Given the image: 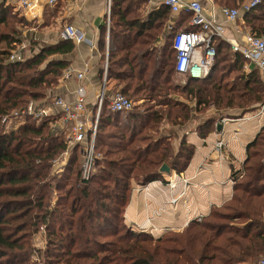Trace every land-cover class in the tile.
Listing matches in <instances>:
<instances>
[{"label": "trees", "instance_id": "16d2710c", "mask_svg": "<svg viewBox=\"0 0 264 264\" xmlns=\"http://www.w3.org/2000/svg\"><path fill=\"white\" fill-rule=\"evenodd\" d=\"M143 2L111 0L113 46L107 78L115 79L119 92L128 98L145 101L130 111H114L104 99L89 178L82 175L80 145L71 148L61 176L51 174L52 160L68 150L64 131L53 125L56 118L26 116L17 129H4L5 117L21 113L30 101L42 102L59 83L69 61L51 56L70 53L74 43L66 39L32 57L10 60L23 27L31 22L0 3V264H29L30 236L41 227L49 235L43 264H239L264 256V126L248 144L243 167L232 171V198L213 206L208 216L161 237L130 229L124 222L133 182L145 186L166 181L160 170L163 164L171 172H182L193 157L195 146L186 137L175 147L173 133L159 134L164 121L176 127L195 118L192 107L177 94L195 99L196 112L215 105L218 110L246 113L264 102L259 71L246 73L248 61L221 38L207 77L174 83L172 36L193 29L188 24L192 14L179 18L171 29L170 44L158 48L156 42L166 35L172 11L162 4L144 16ZM216 2L239 8L246 0ZM243 18L247 28L263 35L264 0ZM158 95H163L161 100ZM197 119L201 138L217 128L214 117Z\"/></svg>", "mask_w": 264, "mask_h": 264}, {"label": "crops", "instance_id": "0c3cea01", "mask_svg": "<svg viewBox=\"0 0 264 264\" xmlns=\"http://www.w3.org/2000/svg\"><path fill=\"white\" fill-rule=\"evenodd\" d=\"M17 1L0 0V3L12 7L13 10L19 9L21 14L31 22L25 26L21 41L16 44L17 48H15L18 49L20 45L24 47L25 39L34 43V48L23 49V52L29 53L25 55L22 52L23 60L34 56L44 47L66 40L62 32L67 25H73L84 32L85 40L73 41L74 49L70 53L51 56L54 59L68 60L69 65L64 73L71 68L74 70V75L64 79L63 73L59 83L47 92L46 97L40 103L51 102L55 97L73 100L76 97L77 88L82 85L87 94V112L91 121H94L102 91H104L103 102L106 99L109 106L113 95L119 92L117 81L107 78L106 60L107 52L109 59L110 51V20L107 21L108 0H59L55 6L43 5L35 17H30L19 8ZM200 1L204 7V13L214 17L218 23L223 25L224 40L230 45L231 42L242 40L239 28L250 30L244 24L243 15L246 11L241 10L240 16L231 21L226 18L222 12V6L216 0ZM248 1L250 0H246ZM246 2H243L241 6ZM162 4L163 0H144L143 15L157 10ZM188 14L193 15L188 11L172 12L166 29L171 30L178 20ZM192 15L188 24L196 29V26L190 23ZM162 38L161 35L158 41L161 42ZM19 49L22 51V48ZM244 70L246 73L253 70L259 71L255 64L249 62ZM77 72H84V77L79 79ZM260 77L264 81L261 74ZM263 103L255 105L253 110L246 113H242L241 110H232L230 117L218 119L217 125L222 124L221 130L216 128L206 138L199 137L191 127L189 129L182 128V126L175 127L174 136L178 138L177 140L180 141L186 134L187 141L195 146L188 167L182 172L172 171L166 174V181L157 180L145 186H133L131 200L126 208V222L153 233L156 237H161L169 230L182 231L191 220L202 218L209 214L213 206H221L228 201L233 195L232 171L243 167L247 158L248 144L264 126V113L256 115ZM61 111L60 108H56L57 114L51 118H56L53 125L62 130L64 126L59 117ZM223 118H229V120L223 122ZM62 131L65 133L66 129ZM172 140L176 145V139L172 138ZM219 140L225 143L221 150L216 147ZM170 179L176 181L174 189L168 185ZM184 180H187V183H184ZM171 197H178V200L171 203Z\"/></svg>", "mask_w": 264, "mask_h": 264}, {"label": "built area", "instance_id": "2783aa9c", "mask_svg": "<svg viewBox=\"0 0 264 264\" xmlns=\"http://www.w3.org/2000/svg\"><path fill=\"white\" fill-rule=\"evenodd\" d=\"M18 7L23 9L30 17H35L41 11L43 5L47 4L55 6L58 0H18ZM261 0H250L244 3L240 8L221 7L222 12L228 20L234 21L240 16V12L248 11L257 6ZM111 0H108L107 21L109 22L111 16ZM163 4L168 6L173 13L181 11L192 12L191 24L196 26V29L179 30L173 38V47L175 49L176 58V72L178 75L191 77L195 80H201L207 77L215 64L216 57V41L224 37V27L216 21L214 17L207 16L204 13V7L200 0H163ZM242 34V40L231 42L233 51L240 52L250 64H255L264 79V34L256 35L251 30L243 27L238 29ZM64 39L81 42L85 40L83 31L67 25L62 32ZM24 54L21 49H14L10 55V60L21 61ZM106 67H108V52ZM74 70L69 68L64 73V79L71 78ZM77 77L82 79L84 72H77ZM104 91L99 96L97 115L94 121L89 118L86 100L87 94L84 86L80 85L76 90V97L73 100H66L63 97H55L51 102L40 103L37 101H30L25 109L18 113L14 112L10 118L19 119L26 116H32L38 120L53 117L57 114L56 108H60V120L63 126H67L68 133L66 135V142L69 149L75 145L82 146V153L84 155V162L82 166V175L84 178H89L92 171V164L95 146V138L98 126L99 113L103 105ZM134 107V102L122 94L116 92L110 102V108L114 111H130ZM264 113V103L257 111L256 115ZM5 117L4 121L11 119ZM229 118H223L226 122ZM12 122V121H10ZM225 143L219 140L216 143L218 150L224 147ZM61 158V157H60ZM187 183V180H184ZM171 189L176 187V181L170 179L168 183ZM178 197H171V203H175ZM252 264H264V256L257 259Z\"/></svg>", "mask_w": 264, "mask_h": 264}, {"label": "rangeland", "instance_id": "374dc122", "mask_svg": "<svg viewBox=\"0 0 264 264\" xmlns=\"http://www.w3.org/2000/svg\"><path fill=\"white\" fill-rule=\"evenodd\" d=\"M230 6H233L232 3H230ZM14 12L18 13L20 16H22L21 12L19 11V9H16V10H13ZM23 30H25V27H23L22 29V33H23ZM171 30L170 29H167V33L166 35L163 36L161 42L157 41L156 42V46L158 48H161L163 47L164 44H170V35H171ZM169 36V37H168ZM25 45L24 47H18V48H22V52H23V49L26 48L25 50H29V49H32L34 48L33 47V44L34 43H31V41H28V39H25ZM112 43H111V40H110V43H109V49H111L112 47ZM36 47V46H35ZM17 48V46H16ZM32 52V51H31ZM25 55L28 53L26 52H23ZM29 54V53H28ZM238 71V70H236ZM236 74H242L240 72H236ZM235 75H232V76H228L230 79H232ZM187 77L186 76H181V75H177L175 74L173 76V82L178 84V85H184L186 82H187ZM242 84V82L240 83ZM163 95H158L156 97L157 100H161ZM177 97L181 98L183 101H185L187 104H189V106L192 107V112L194 114V117L195 118H192L189 122H187L183 127H186V129H189L190 127L193 128V131H195L196 133H198L196 130H197V124H198V119L197 118H201V119H206L208 117H214L216 119H219L221 117H230L231 116V112L233 109H226V110H218L216 108L215 105H211L209 107H207L204 111L200 112V111H195L196 109V100L195 99H187L186 95H180V94H177ZM133 102H134V105L136 104H142L145 99L144 98H141V99H133V98H130ZM236 110V109H235ZM253 114V113H252ZM14 115V114H13ZM16 116V114L14 115V117ZM11 119V118H10ZM26 120L25 117H22V118H19L17 120L15 119H11L10 121H5L4 122V129L6 131H12V130H15L17 129L20 124L24 123ZM166 120V119H165ZM178 128H180L181 126H176ZM174 128L175 126H172L169 124V122L167 121H164L161 126H160V130H159V134H169V133H173V137L174 139H176V145L175 147L178 146L179 144V140H177L178 138H176L174 136ZM66 129V132L64 134V137H65V140H66V135L68 133V129H67V126H64V128L62 130ZM257 134L254 136L253 140L256 138ZM183 137V136H182ZM184 137H186V140H187V135L185 134ZM155 138V137H154ZM252 140V141H253ZM251 141V142H252ZM172 142L174 143V141L172 140ZM96 138H95V145H96ZM79 147V150H80V146ZM82 148V146H81ZM71 148L69 149L68 153H65L66 151L60 153L58 156H56L53 160H52V169H51V174L53 176H56V177H60L61 174L65 171V167L69 161V158H70V155H71ZM93 153H94V156L95 154L97 153L95 151V146H94V149H93ZM248 155V154H247ZM61 157V158H60ZM79 159L81 160V163H83L84 161V155L82 157V154H81V158L79 156ZM244 165V164H243ZM92 172V171H91ZM138 185L137 183L133 182V186H136ZM132 195V194H131ZM232 198V197H231ZM230 198V199H231ZM229 199V200H230ZM58 200V193L57 191H54V194H53V204H55V202ZM211 212V211H210ZM209 212V213H210ZM125 214H126V211H125ZM209 214L205 215V216H208ZM204 216V217H205ZM200 219V218H199ZM125 224L126 226H128V228L130 229H133V230H138L140 229L139 227H137L136 225L132 224V223H127L126 222V217H125ZM233 223H237L239 221L237 220H234L232 221ZM232 224V223H231ZM153 237H156L153 233H150ZM48 238H49V235H48V232L47 230L45 229V227H41L37 232H34L32 233V235L30 236V251L32 253L31 257L29 258V264H43V260L44 258L46 257L45 256V251L47 250V244H48ZM60 256H56V258H59ZM259 258V257H258ZM257 258V259H258ZM257 259L255 260H251L249 262H247L248 264H252L253 262H255ZM58 262V263H57ZM53 264H65L63 262H59L57 261Z\"/></svg>", "mask_w": 264, "mask_h": 264}, {"label": "water", "instance_id": "95a60500", "mask_svg": "<svg viewBox=\"0 0 264 264\" xmlns=\"http://www.w3.org/2000/svg\"><path fill=\"white\" fill-rule=\"evenodd\" d=\"M221 128H222V124L219 123L217 125V130H221ZM160 170H161V172H164L166 174H170V172H171L170 168H169V166L167 164H163Z\"/></svg>", "mask_w": 264, "mask_h": 264}]
</instances>
